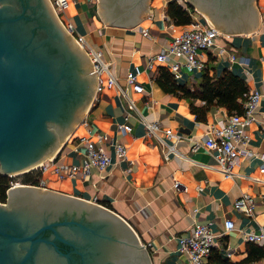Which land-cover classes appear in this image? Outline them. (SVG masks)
<instances>
[{"label": "crops", "instance_id": "0c3cea01", "mask_svg": "<svg viewBox=\"0 0 264 264\" xmlns=\"http://www.w3.org/2000/svg\"><path fill=\"white\" fill-rule=\"evenodd\" d=\"M172 1L188 13H200L190 9L185 0H148L151 18L142 17L132 26H117L101 18L98 0H69L65 17L90 46L102 51L110 72L125 93L113 87L98 94L94 92L80 122L54 154L60 161L77 163L85 150L82 138L97 140L100 134H106L109 140L103 145L111 156L110 166L65 178H56L46 171L42 178L45 187L106 208L123 219L149 264H190L187 256L178 250L177 238L189 233L195 221L209 222L217 235L209 258L218 251L223 257L239 261L249 252V242L243 239L241 230L264 228V171L261 169L264 164V42L261 36L264 7L257 9L261 17L257 33L235 32V27H228V33L220 31L228 38L218 39V44L227 52L246 57V62L217 56L216 46L206 51L203 70L181 69L177 79L192 89L200 83L203 73L219 76L227 69L244 79L247 90L257 89L261 93L255 118L245 129L249 139L246 145H240L242 151L233 162L232 173L227 175L218 167L213 152L203 144L209 127L222 121L227 109L212 106L206 112V120H196L186 98L164 91L155 80L164 64L146 67L147 58L188 25L176 24L168 15L167 5ZM199 15L201 19L204 16L203 12ZM207 19L213 23L208 16ZM135 65L140 68L141 92L125 83V73ZM130 99L134 108L129 107ZM203 103L201 99L194 100L195 105ZM141 117L158 122L157 135L147 134ZM122 122L131 125L130 132L117 129V124ZM167 129L173 132L170 138L165 136ZM116 141L126 145V159L116 157L112 147ZM196 143L198 148L192 149ZM174 180L180 182L178 189L173 187ZM244 192L254 197L252 215L233 206ZM227 218L233 220L234 228L225 232L223 223Z\"/></svg>", "mask_w": 264, "mask_h": 264}, {"label": "water", "instance_id": "95a60500", "mask_svg": "<svg viewBox=\"0 0 264 264\" xmlns=\"http://www.w3.org/2000/svg\"><path fill=\"white\" fill-rule=\"evenodd\" d=\"M214 30L257 33L252 0L217 7L193 1ZM101 18L132 26L151 18L148 0H98ZM210 10V13L208 12ZM86 51L48 0H0V174L51 158L95 92ZM0 264H149L130 227L112 211L52 188L21 184L0 202Z\"/></svg>", "mask_w": 264, "mask_h": 264}, {"label": "built area", "instance_id": "2783aa9c", "mask_svg": "<svg viewBox=\"0 0 264 264\" xmlns=\"http://www.w3.org/2000/svg\"><path fill=\"white\" fill-rule=\"evenodd\" d=\"M59 19L63 23L65 29L73 35L78 44L86 51L90 62L96 72L95 94L105 89L116 88L119 92L125 93L124 88L119 84L117 77L110 72L107 61L103 57L100 49L90 46L84 36L77 32L75 25L65 17L69 0H50ZM191 20L187 27L183 28L178 34L172 35L169 42L160 49L156 54L147 58L146 67L151 68L154 63L164 64L173 77L177 80L181 76V69L187 72L204 69V56L206 51L218 46L216 50L217 56H224L229 61L246 62V57L238 56L234 52H227L224 46L218 44V39H227V35L220 31L214 30V25L206 16L200 18V13H189ZM146 35L147 31H143ZM262 40L264 42V30L262 31ZM226 53L228 55H226ZM140 68L135 65L134 69L125 73L126 86L134 91H143V85L138 80ZM243 101L242 113L233 112L220 121L217 125H211L204 138L203 144L213 152L218 167L227 175L232 173L233 162L239 157L242 149L240 145H246L249 136L245 129L255 118V110L261 98V93L257 89L247 90ZM129 107L134 108V102L129 100ZM130 113L127 112V115ZM125 116V118L127 117ZM140 121L144 125L147 134L157 135L160 126L157 121L147 120L141 117ZM131 125L127 122L117 124V129L123 132H130ZM173 132L170 129L165 130V136L171 137ZM85 144V150L81 159L77 163H68L60 161L55 155L49 159H45L41 164L36 165L24 172L8 176V188L21 184H31L24 182V175L30 172L39 171L41 176L38 186L45 187V181L42 174L46 171L52 172L59 178L73 176L78 172L87 173L91 169L103 170L110 166L111 156L106 151L103 143L109 140L106 134H100L97 140L82 138ZM196 143L192 149L198 148ZM114 153L118 159L127 158V147L122 142L116 141L112 143ZM174 147V146H173ZM171 146L170 148L173 149ZM264 171V164L261 167ZM173 187L178 189L180 182L173 181ZM233 206L245 213L252 215L255 202L254 197L247 192L237 197ZM225 232L234 228L231 218L225 219ZM241 235L245 241L253 242L260 245L263 254L250 264H264V228L258 231L241 230ZM217 235L212 231L209 222L195 221L189 233H183L178 236V250L184 253L190 264H211L208 260L213 246L215 245V237ZM150 246V243H148ZM226 250V256L229 251Z\"/></svg>", "mask_w": 264, "mask_h": 264}, {"label": "trees", "instance_id": "16d2710c", "mask_svg": "<svg viewBox=\"0 0 264 264\" xmlns=\"http://www.w3.org/2000/svg\"><path fill=\"white\" fill-rule=\"evenodd\" d=\"M167 13L176 24H189L191 20L188 11L176 1L168 3ZM155 80L164 91L186 98L196 120H206V112L212 106L225 107L227 114L242 113L243 111L244 93L247 91V86L244 79L231 70L225 69L219 76H210L205 72L200 83L192 89L186 84L179 83L164 66L159 68ZM197 98L203 100L204 103L195 105L194 100ZM40 176L39 171H34L25 174L23 179L25 183L37 185ZM7 189L8 176L0 174V202L6 201ZM248 250V255L239 261L223 257L218 251H214L209 259L215 264H250L263 254L262 247L253 242H249Z\"/></svg>", "mask_w": 264, "mask_h": 264}, {"label": "flooded vegetation", "instance_id": "af4514ba", "mask_svg": "<svg viewBox=\"0 0 264 264\" xmlns=\"http://www.w3.org/2000/svg\"><path fill=\"white\" fill-rule=\"evenodd\" d=\"M190 5H194L193 1L197 0H188ZM233 0H206V2H210L212 4H216L217 7H225L229 6ZM255 7H257L258 0H252ZM210 13V10L208 11Z\"/></svg>", "mask_w": 264, "mask_h": 264}, {"label": "rangeland", "instance_id": "374dc122", "mask_svg": "<svg viewBox=\"0 0 264 264\" xmlns=\"http://www.w3.org/2000/svg\"><path fill=\"white\" fill-rule=\"evenodd\" d=\"M48 1H50V0H48ZM185 2L188 3L189 6H191L190 9H192V10L197 9V6H196V5H190L188 0H185ZM50 3H51V1H50ZM51 5H52V4H51ZM263 7H264V0H258V2H257V9H258V10H261ZM53 10H54V8H53ZM54 11H55V10H54ZM55 12H56V11H55ZM199 12H200V13L203 12L204 16L207 17V15L204 13L203 10H201V11H199ZM45 175H46V174H44V176H45ZM54 176H55L56 178H59L57 175H54Z\"/></svg>", "mask_w": 264, "mask_h": 264}, {"label": "bare ground", "instance_id": "6f19581e", "mask_svg": "<svg viewBox=\"0 0 264 264\" xmlns=\"http://www.w3.org/2000/svg\"><path fill=\"white\" fill-rule=\"evenodd\" d=\"M69 5V4H68Z\"/></svg>", "mask_w": 264, "mask_h": 264}]
</instances>
